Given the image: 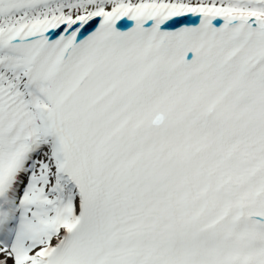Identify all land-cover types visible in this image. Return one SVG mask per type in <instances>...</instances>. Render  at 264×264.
<instances>
[{
    "label": "snow or ice",
    "instance_id": "obj_1",
    "mask_svg": "<svg viewBox=\"0 0 264 264\" xmlns=\"http://www.w3.org/2000/svg\"><path fill=\"white\" fill-rule=\"evenodd\" d=\"M0 264H264V0H0Z\"/></svg>",
    "mask_w": 264,
    "mask_h": 264
}]
</instances>
